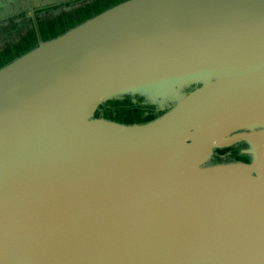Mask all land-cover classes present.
Here are the masks:
<instances>
[{
	"label": "water",
	"instance_id": "water-1",
	"mask_svg": "<svg viewBox=\"0 0 264 264\" xmlns=\"http://www.w3.org/2000/svg\"><path fill=\"white\" fill-rule=\"evenodd\" d=\"M0 264H264V0H121L3 63Z\"/></svg>",
	"mask_w": 264,
	"mask_h": 264
},
{
	"label": "trees",
	"instance_id": "trees-1",
	"mask_svg": "<svg viewBox=\"0 0 264 264\" xmlns=\"http://www.w3.org/2000/svg\"><path fill=\"white\" fill-rule=\"evenodd\" d=\"M86 1L88 0H0V58L10 54L12 56L7 59L9 61L16 56L17 49L23 48V52L30 49L42 38L38 30L41 20L43 22L46 17L53 20L57 15L80 7ZM53 36L55 35H50ZM127 102L128 104L123 105ZM158 113L155 104L147 102L144 94L136 92L108 99L99 107L95 116L116 122L134 123L144 122L145 118L152 119ZM234 152L232 150L233 154Z\"/></svg>",
	"mask_w": 264,
	"mask_h": 264
},
{
	"label": "rangeland",
	"instance_id": "rangeland-1",
	"mask_svg": "<svg viewBox=\"0 0 264 264\" xmlns=\"http://www.w3.org/2000/svg\"><path fill=\"white\" fill-rule=\"evenodd\" d=\"M120 1L121 0H88L82 5H80V7H76L70 12L68 11L65 14L57 15L56 17H54L53 20H51V17L50 18L46 17L47 19H45L43 22L40 21V25L38 26L40 37L47 38V37H50V35H56V34L62 33L68 28L77 24L78 22L84 20L85 18L91 17L94 14L106 9L108 6H111ZM28 43L29 41L25 42L24 45ZM20 52H23V48L17 49L15 52V55H18V53ZM10 56L12 55L8 54L5 57L0 58V66L3 63L7 62V59ZM126 104H128V102L124 103L123 105H126ZM143 121H147V118L143 119ZM225 150L227 152V151L236 150V149L229 147L228 149H225ZM228 158L241 160L244 157H242L235 151L234 154Z\"/></svg>",
	"mask_w": 264,
	"mask_h": 264
},
{
	"label": "flooded vegetation",
	"instance_id": "flooded-vegetation-1",
	"mask_svg": "<svg viewBox=\"0 0 264 264\" xmlns=\"http://www.w3.org/2000/svg\"><path fill=\"white\" fill-rule=\"evenodd\" d=\"M72 11V10H71ZM70 12V11H69ZM42 21V20H41ZM38 30H39V28H38ZM222 152H226V150H223Z\"/></svg>",
	"mask_w": 264,
	"mask_h": 264
}]
</instances>
